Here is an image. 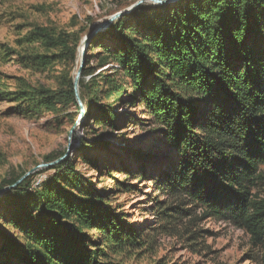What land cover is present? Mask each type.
I'll list each match as a JSON object with an SVG mask.
<instances>
[{"label": "trees", "instance_id": "16d2710c", "mask_svg": "<svg viewBox=\"0 0 264 264\" xmlns=\"http://www.w3.org/2000/svg\"><path fill=\"white\" fill-rule=\"evenodd\" d=\"M156 10L139 8L106 31L91 32L79 83L84 120L117 133L119 111L126 107L125 117L134 123L129 111L139 108V125L154 128L173 152L168 172L156 178L157 189L216 217L228 216L263 242L264 200H255L253 191L264 186V0H180L153 16ZM75 39L40 27L28 36L29 43L72 60ZM90 57L99 58L97 68L89 67ZM34 63L52 65L48 56ZM109 65L113 73H97ZM74 80L56 90L29 87L14 94L15 102L37 115L69 105L81 110ZM98 147L108 144L88 138L80 152L100 171L97 159L88 156ZM65 165L45 171L54 177L40 179L37 189L43 172L0 198V207L9 209L7 216L0 214V264H129L116 257L144 249L143 232L128 216L76 175L74 165ZM139 173L140 167L142 179ZM24 176L5 180L3 187ZM169 212L185 214L177 207L158 215L164 222L175 219Z\"/></svg>", "mask_w": 264, "mask_h": 264}, {"label": "rangeland", "instance_id": "374dc122", "mask_svg": "<svg viewBox=\"0 0 264 264\" xmlns=\"http://www.w3.org/2000/svg\"><path fill=\"white\" fill-rule=\"evenodd\" d=\"M140 1L144 0H1L0 190L9 187H3L5 180L43 172L33 186L37 189L40 179L47 180L55 174L45 173L48 169L38 167L47 164L48 157L50 160L63 158L71 147L63 160L65 167L74 165L76 175L81 174L94 189L107 195L113 209L126 214L133 227L143 232L144 249L117 256L116 260L129 264L160 261L164 264H264V241L256 242L230 217H216L190 200L157 189L156 178L161 172H168L173 152L166 148L154 128L139 125L142 118L139 108L129 111L136 120L134 123L127 121L130 116L125 117L126 107L119 111L122 129L115 133L99 128L97 121L85 122V107L79 102L81 110L69 105L58 112L39 115L31 112L27 104L15 102L14 94L21 90L29 87L56 90L65 80L75 78L81 65L80 51L86 38H91V32ZM142 7L156 8L153 16L163 12L161 6L146 2L128 15ZM39 27L75 35V41L79 40L76 59H68L60 50H47L40 44L29 43L28 36ZM38 56H48L52 65L48 68L36 65ZM98 59L90 57L89 67L97 68ZM100 72L111 74L114 68L105 66L97 71ZM88 138L102 139L108 144L107 148L98 147L88 155L90 159H97L100 171L82 160L80 146ZM139 167L142 179L137 177ZM121 184L125 188L115 191ZM253 194L258 197L255 200H264V186ZM177 207L185 214L169 212L175 219L165 222L158 215L162 209ZM8 213V207L2 205L0 214L7 216ZM96 234L91 232V237Z\"/></svg>", "mask_w": 264, "mask_h": 264}, {"label": "water", "instance_id": "95a60500", "mask_svg": "<svg viewBox=\"0 0 264 264\" xmlns=\"http://www.w3.org/2000/svg\"><path fill=\"white\" fill-rule=\"evenodd\" d=\"M180 0H144V1H140L134 8L130 9L129 11L126 12H122L119 14L114 15L113 17H111L110 19H108L104 24H102L94 33L93 35H96L97 33L102 32L103 30H106L110 25H112L115 21H117L118 19H120L121 17H123L124 15H128L130 14L134 9H136L137 7L141 6L142 4L146 3V2H151L154 5L157 6H166V5H170L176 2H179ZM91 42V38H86L84 45L80 51V56H81V65L79 68V71L76 74L75 80H74V86H75V93H76V97H77V101L81 104V99H80V91H79V83L82 77V72H83V68L85 65V55H86V50L88 45ZM71 152V147L68 149V153L66 156H68V154ZM64 156L63 158H61L60 160L54 162V163H49V164H45V165H40L38 167V169L41 168H46V169H50L52 167H54L55 165L61 163L64 158L66 157ZM33 172H30L28 174H26L20 181H18V183L14 186L8 187L6 189H2L0 190V197H2L3 195H5L7 192L11 191L12 189L16 188L19 184H21L24 180H26Z\"/></svg>", "mask_w": 264, "mask_h": 264}]
</instances>
